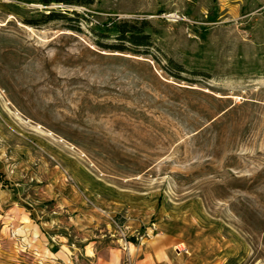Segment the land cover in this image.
Segmentation results:
<instances>
[{
  "label": "rangeland",
  "instance_id": "374dc122",
  "mask_svg": "<svg viewBox=\"0 0 264 264\" xmlns=\"http://www.w3.org/2000/svg\"><path fill=\"white\" fill-rule=\"evenodd\" d=\"M0 264H264V0H0Z\"/></svg>",
  "mask_w": 264,
  "mask_h": 264
},
{
  "label": "trees",
  "instance_id": "16d2710c",
  "mask_svg": "<svg viewBox=\"0 0 264 264\" xmlns=\"http://www.w3.org/2000/svg\"><path fill=\"white\" fill-rule=\"evenodd\" d=\"M43 5H50L53 3L59 5H92L96 0H39ZM76 17H79V13L74 11ZM61 19H70L66 13L50 10V12H40L37 16L33 15L31 17H26L24 19V23L30 26H41L43 24H47L49 22ZM151 24L148 19L142 20H112L111 22H107L103 28H99L98 31H95L98 37H109L111 34L116 35V39L118 43L111 45H102L106 49H114L115 51L125 52L132 51L135 53H141V47H146V52H149V47L152 46L151 41V33L149 30L151 29ZM103 44V43H101ZM170 65L174 67L178 73L184 72V67L175 62L173 59H168Z\"/></svg>",
  "mask_w": 264,
  "mask_h": 264
}]
</instances>
